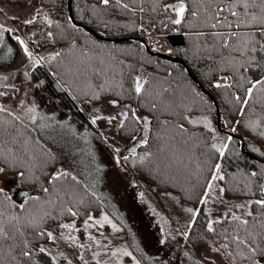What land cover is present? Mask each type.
Returning <instances> with one entry per match:
<instances>
[{
  "label": "trees",
  "instance_id": "16d2710c",
  "mask_svg": "<svg viewBox=\"0 0 264 264\" xmlns=\"http://www.w3.org/2000/svg\"><path fill=\"white\" fill-rule=\"evenodd\" d=\"M6 2L19 5L30 3L26 0H0V5ZM174 2L175 0H141L145 11L137 10L133 14L114 6L105 9L98 0H72L74 20L70 22L69 0H39L40 8L52 21L51 24L46 22L53 34L49 44L61 55L55 60L48 59L55 52L45 56L39 65L31 69V76L37 82L43 81L42 89L53 96L61 108L89 123L93 115H116L123 110L124 105L135 107L150 119L158 117L160 120L172 121L166 129L153 123L150 126L152 131L149 132V145L138 147L134 157L129 154V160L124 161L125 164L140 180L151 183L156 196L158 193L177 196L174 203L190 205L194 210H199L194 223L191 213L192 219L184 225L182 232L177 231L172 236L174 242L185 245L190 256L208 257L213 264H251L237 254L244 251L247 255L246 247H237L231 239L234 230H238L241 237L246 233L238 228L237 222L224 214L231 209L253 221L257 217L249 218L244 215L247 208L237 209L235 205L245 204L250 199L264 198L259 195V186L264 185V136L260 135L264 132V91H256L248 105H242L235 99L237 95L245 96V89L250 86L249 80L264 78V54L253 53L255 59L249 63L248 56L239 52L224 49L218 54L214 50L210 51L213 38L195 37L193 33L207 29L193 27L195 22L191 21V17H187V21L181 25L170 22L175 14L165 11L163 6ZM73 24L76 25L75 28ZM84 26L104 38L126 39L107 41ZM140 27L146 31V36L140 35ZM14 37L15 34L4 33L3 42L0 43V68L16 67L25 61L26 56ZM139 37L144 41L139 40ZM152 52L166 54L175 60L159 57ZM101 60L104 61L103 64L100 63ZM237 63L242 66L230 67V64ZM91 68L107 70L103 75L97 76ZM189 70L198 82L194 81ZM136 75L147 81L146 93L142 97H136L132 90ZM225 76L229 78L227 81L223 79ZM226 82L233 86H214L216 83ZM101 84L104 85V90L99 88ZM0 92L5 93L0 96L2 106L1 99L13 97L17 88L2 87ZM94 92L100 93L98 100L94 98ZM209 93L215 97L217 105ZM113 99L119 100L120 104L112 106L108 103ZM153 103L157 105L155 112L151 111ZM105 105L110 106V113L100 111ZM242 107L243 115L240 112ZM96 110L99 111L95 112ZM218 114L221 128L218 127ZM184 116L196 119L207 116L215 131H210L203 125L192 126L183 120ZM257 120L260 121L259 125L255 129L250 127V123ZM177 123H184L189 132L197 133L188 144L181 143V137L188 139V136L178 134L175 128ZM95 125L108 138L113 136L112 142L117 146L130 142L129 136L136 135L141 126L126 121L125 127L120 129L118 121L109 123L107 120H98ZM107 126H110V133ZM232 128L236 131H231ZM157 132L162 137L159 140L154 139ZM213 136L216 139H212ZM228 136L232 140H227ZM222 142L227 143L228 148L225 155L220 157L211 148V144ZM0 148L3 149L0 167H5L9 173L23 171L25 176L19 180V188L31 189V196L39 197L38 201H28L26 208L21 209L19 205L28 200V197L16 203L7 193V200L0 195V211L5 213L4 218L18 215L21 217V224H25L28 219L44 218L39 227H22V236L3 242L0 255L5 256L4 264H68V261L73 264L76 259L81 260L80 255L87 257L89 264H109L110 258L93 256L98 253L102 242L97 244L88 237L98 225L85 230L84 227H78L75 220L84 222V218L89 215L90 208H86L89 204L90 214L94 219L99 218L94 215L98 207L106 206L110 211V206L88 179L77 171L80 168L73 165L72 152L66 148H57L58 151L51 148L36 127L9 109L0 112ZM148 151L154 155L141 163L140 156ZM215 163L221 164L225 179L214 182L216 187L210 193L208 202L201 204L199 200L206 190L207 181L214 170L212 165ZM59 166L68 175L49 183ZM253 171L257 172L256 177L250 175ZM220 187L225 188L223 194L219 192ZM44 188L49 191L44 192ZM158 198L163 202H172L161 196ZM81 200L83 203H80ZM68 207L78 214L80 209V215L72 217L66 211ZM253 208L258 214V206L253 205ZM39 210H43V214L40 215ZM45 213L48 215L45 216ZM66 219H70V223L74 222L80 229L72 235L78 238L77 243L84 242L85 248L81 253H77L74 245L61 238V234H67V230L59 225L65 223ZM216 219H220L221 223L214 225L215 232H208V221ZM190 223L191 228L188 227ZM40 230H55L51 232L56 240L47 241L40 237L37 235ZM249 230L256 236L255 244L264 246V240L258 235L264 230L259 224H250ZM185 231L189 233L187 239L182 235ZM24 240L28 241V246L32 249L31 258L20 255L24 250ZM225 243L229 245L227 249H221L219 253L212 251ZM40 246L48 249L51 256L57 257L56 261H52L47 253L41 254L38 251ZM9 256H15V260L8 259ZM140 264L148 263L140 261Z\"/></svg>",
  "mask_w": 264,
  "mask_h": 264
},
{
  "label": "rangeland",
  "instance_id": "374dc122",
  "mask_svg": "<svg viewBox=\"0 0 264 264\" xmlns=\"http://www.w3.org/2000/svg\"><path fill=\"white\" fill-rule=\"evenodd\" d=\"M0 8L3 9L0 23H3L6 28L14 29L15 31L11 34L19 35L24 39L29 50L37 58L55 52V49L49 44L50 37L47 34L50 32V28L43 19L45 13L40 8L39 0H31L26 5L6 2L0 5ZM36 10L41 12V17L32 25L23 24L22 22L25 19H30ZM13 16L18 19L14 21ZM33 67L26 57L19 66L0 68V77H8L7 80L0 79V88H17L13 97L1 99V105L36 127L42 139L48 142L51 148L56 151H58L57 148L70 150L74 159L73 165L80 168L77 171L88 179L94 189L109 204L110 211L106 206H100L94 215L99 217L98 219L107 215L119 231H114L110 224L107 226L105 224L103 227L97 226L95 230H91V236L102 242L98 247L101 258H110L109 264L134 262L131 257H125L119 253L116 256L111 255L117 248H126L137 260L148 264H196L201 260L202 258L190 256L191 254L186 251L182 242L176 243L172 239L175 232H182L184 225L192 219L191 213L186 209H194V207L174 203L173 201L178 199L177 196L167 193H158L156 196L151 188V183L140 180L123 161L122 157L130 154L127 149L133 147L137 141L131 140L121 146L120 144L114 145L113 136H110L109 140L105 133L101 130L98 131L96 125L91 121L89 123L79 119L71 112L61 108L57 100L42 89L41 83L33 80L31 76ZM22 101L23 103H21ZM33 105L36 112L29 113L27 109ZM100 111L110 113V106L105 105ZM137 113L146 115L139 111ZM33 115L36 117L35 122L31 119ZM106 129L110 133V126H107ZM143 132L144 129L141 125L136 134L137 140ZM115 147L121 149L120 164H117L114 159L117 155L114 152ZM20 179L17 173L6 172L0 175V188H5V193L16 203H20L16 197V191L21 186ZM158 196L172 202H163ZM86 208H90L91 211V204ZM38 213L43 214V210H39ZM78 215H80V209ZM70 221V219H66L65 223H70ZM75 222H78V227H84V222L82 223L81 220L78 219ZM83 233H85L84 230ZM161 240L164 243H161ZM80 243L84 244V242ZM74 249L77 253H81L84 248L74 246ZM91 249L95 250V247ZM86 259L87 257H84V260L76 259L73 264H84ZM99 260L101 261L100 258Z\"/></svg>",
  "mask_w": 264,
  "mask_h": 264
},
{
  "label": "snow or ice",
  "instance_id": "6c2138e0",
  "mask_svg": "<svg viewBox=\"0 0 264 264\" xmlns=\"http://www.w3.org/2000/svg\"><path fill=\"white\" fill-rule=\"evenodd\" d=\"M26 2H30V0H26ZM100 5H103L105 9L109 6H114L118 9H124L127 11L132 12L135 14L137 10L139 12H144L145 9L142 7L141 0H129V2H125V0H98ZM165 11H171L175 14V18H170V22L173 25H181L187 21V17H191V21L195 22L192 26L198 27L201 29H207V31L201 30L198 32L193 33V35L197 38H204V37H211L213 38L214 43L212 44L211 48L209 49L216 51L218 54L222 53V50L228 49L233 52H239L241 55L248 56V62L251 63L254 61L255 57L252 56L253 53L264 54V0H175L174 3L165 4L164 6ZM155 11V8L152 9ZM3 14V9L0 8V15ZM41 17V12L36 10L30 19H25L22 23L25 25H32L34 24L38 18ZM12 19L15 21L18 17L13 16ZM43 19L48 23L51 24L52 21L48 19L47 15H43ZM69 21H72V17H69ZM75 28L76 25L73 24ZM15 30L11 27H5L3 23H0V43L3 42L4 33L7 32L9 34L13 33ZM49 37H52V33L49 32L47 34ZM14 39L18 42L19 46L21 47L24 55L29 59V61L35 65H39L43 60L44 57L37 58L34 53L29 50L28 44L24 39H22L19 35L15 36ZM75 46V45H73ZM11 51V49H9ZM171 52V49H169ZM61 55L60 52H55L54 54L48 57L49 60H55L57 57ZM91 59V58H90ZM228 59V58H225ZM101 64L104 63L103 60L100 61ZM240 67L238 63L236 65L230 64V67ZM95 75L100 76L106 72V68H91L90 69ZM27 75V73H25ZM0 79L7 80V76L0 77ZM227 81L229 78L225 76L223 78ZM43 83V81H41ZM147 81L140 75H136L133 78V85L132 90L135 93L136 97H142L146 93V85ZM248 83L250 84L249 87L245 89V96L241 97L239 95L235 96V99L238 103L242 105H248L249 101L253 98L256 91H264V78H258L255 80H249ZM216 88H231L233 85L230 83H216L214 85ZM101 90H104V85H99ZM5 95V93L0 92V96ZM93 96L95 99L100 98L99 92H94ZM23 103V101L21 102ZM112 106H117L120 104V101L117 99H113L108 101ZM157 110V105L153 103L151 105V111L155 112ZM6 109L3 106H0V112H4ZM29 113H35L36 108L35 106H31L27 109ZM98 111V110H97ZM241 115L244 114V108L240 109ZM33 122H35V115L31 117ZM98 120H107L109 123L112 121H118V127L123 129L125 127V122H132L136 125H142L144 132L137 140V136L135 134H131L129 136L130 140L137 141V143L127 149L131 156L137 155V147H141L143 145H149V132L152 131L151 125L155 123L157 127L164 126L165 129L169 126L172 121L165 119L160 120L158 117L154 119H150L147 115H140L137 113V109L132 107L131 105H124L123 110L119 111L116 115L111 116H102V115H93L91 118V123L96 124ZM184 121H187L188 124L192 126L203 125L205 128L209 129L210 131H215L212 128L211 121L207 118V116L201 117L199 119L192 118L189 116L183 117ZM240 123V121H237ZM260 121H254L250 123V127L255 129L259 125ZM175 128L178 130V134H187L188 139H183L181 137V143L188 144L193 138L196 137L197 133L189 132V129L185 127L184 123H177ZM231 131L235 132L236 129L232 128ZM260 135L264 136V132H261ZM162 137L159 133L154 134V139L159 140ZM175 139V137H173ZM212 139H216L215 136ZM227 140H232L231 136L227 137ZM211 148L215 149L217 153H219L220 157L225 155V150L228 148L227 143H213L211 144ZM159 150V149H158ZM114 152L117 154L114 159L117 164L121 162V149L119 147L114 148ZM3 155V149L0 148V156ZM154 154L151 151L146 152L143 156H140V162L143 163L146 160H149ZM123 161L127 162L129 160V156L125 155L122 157ZM99 167V166H98ZM199 167V165H198ZM221 164L215 163L212 165L214 169L211 172V178L207 181L206 190L203 193L202 198L199 200V203L206 204L209 199L210 193L215 190V181H223L225 176L222 174L221 171ZM7 169L5 167H0V175L5 174ZM18 177L23 178L25 173L23 171H19L17 173ZM68 173L66 172H56L52 175L51 180L49 183H53L56 180H59L61 176H67ZM252 177L257 176V172L253 171L250 174ZM75 180V177H72ZM44 192H48V188L43 189ZM250 191V189H249ZM219 192L223 194L225 192L224 187L219 188ZM0 195H3L5 200L9 199L5 195V188H0ZM25 196L28 197V200L21 203L19 207L21 209L26 208V204L28 201L32 200H39V197H32L29 196L28 193H24ZM143 194L141 193V196ZM259 195L264 197V185L259 186ZM80 203H83L81 200ZM253 205L258 206L259 213L257 214ZM235 208L237 209H245L248 210L244 213L245 216L249 218L257 217V219L250 221V219L243 218L242 215H238L236 212L232 211L231 209L228 210L224 215L226 217H230L232 221L237 222L238 228L243 229L246 235L241 237L238 230H234V235H232L231 239L234 244L239 247L240 245H244L247 249V255L244 251H240L237 254L242 259H247L251 262V264H264V246L260 244H255L256 236L253 234V231L249 230L250 224H259L260 228L264 230V198L248 200L245 204H236ZM68 214L72 217L78 215V212L73 211L71 207L66 208ZM187 212L192 213L193 216V223L195 222L196 216L199 214V210H194L192 208L186 209ZM45 216L48 215L47 213L44 214ZM5 213L0 211V251L3 250V242L6 240H13L17 238V236H22L23 232L21 231L22 227H39L40 224L43 223V216L40 217L38 220L35 218L28 219L25 224H21V217L20 216H10L7 219L4 218ZM92 221V223H90ZM221 223L220 219L216 220H209L207 224V231L208 232H215L214 225ZM105 224H110L114 231H119L117 226L112 223L107 215H103L100 219H94L91 214L88 215L87 219L84 220V229L87 230L90 227L100 226L103 227ZM60 228L67 230V234H61V238L81 249L85 248V245L82 243H77V237L72 235L73 232L80 231L77 228L76 224L73 223H63L59 225ZM189 228L192 227L190 223ZM227 232V230H225ZM37 235L40 237L46 238L47 241H55L56 236H54L53 232L40 230L38 231ZM182 235L185 239L188 238L189 233L187 231L183 232ZM262 240H264V231L258 233ZM90 240H94L97 244L100 242L96 240L94 236L89 235L88 237ZM225 239H228L225 236ZM24 250L20 252V255L23 257H32V249L28 246V241L24 240ZM161 243H164L161 240ZM14 247V246H10ZM90 247V246H89ZM229 245L227 243L221 245L220 248H214L212 251L219 253L221 249H227ZM38 251L41 254L47 253L52 261H56L57 257L51 256V253L48 249L44 246H40ZM119 253L125 257H131L135 264H140V261L133 256L132 252L128 251L126 248H117L114 250L111 255L116 256ZM59 255L63 256V253ZM99 253H94L93 256H97ZM187 255V253H185ZM81 260H84L83 255L79 257ZM8 259L15 260V256H9ZM5 256L0 255V264H4ZM213 264L212 260L208 257H204L201 260L197 261L196 264ZM68 264H72L71 261H68ZM84 264H88L85 260Z\"/></svg>",
  "mask_w": 264,
  "mask_h": 264
},
{
  "label": "water",
  "instance_id": "95a60500",
  "mask_svg": "<svg viewBox=\"0 0 264 264\" xmlns=\"http://www.w3.org/2000/svg\"><path fill=\"white\" fill-rule=\"evenodd\" d=\"M68 8H69V14H70V17H72V20H74V14H73V7H72V0H69V4H68ZM79 25V24H78ZM87 30L91 31L93 34L97 35L94 31H92L91 29L87 28L86 26H84ZM98 36V35H97ZM99 38L101 39H104V40H107V41H120V40H125L126 38H121V39H109V38H104V37H101V36H98ZM139 40H142L144 41L143 39H141L140 37L138 38ZM153 53V52H152ZM153 54H156L157 56L159 57H162V58H169V59H172V60H175L174 58L166 55V54H163V53H153ZM189 73L191 75V77L194 79L195 82H198V79L192 74V72L189 70ZM205 92L206 90L204 88H202ZM209 96L213 99V101L215 102V104L217 105V101L215 99V97L209 93ZM218 108V107H217ZM218 127L221 128V122H220V114H218ZM242 149L244 150V144H242ZM62 172L64 171V169L59 166L58 170L56 172ZM55 172V173H56ZM24 193H28L29 196H31L32 194V190L29 189V190H26V189H22V188H19L17 191H16V197H17V200L18 202H22L27 196L24 195Z\"/></svg>",
  "mask_w": 264,
  "mask_h": 264
},
{
  "label": "built area",
  "instance_id": "2783aa9c",
  "mask_svg": "<svg viewBox=\"0 0 264 264\" xmlns=\"http://www.w3.org/2000/svg\"><path fill=\"white\" fill-rule=\"evenodd\" d=\"M139 33H140V35H146V32H145V30L143 29V28H141L140 27V29H139Z\"/></svg>",
  "mask_w": 264,
  "mask_h": 264
},
{
  "label": "bare ground",
  "instance_id": "6f19581e",
  "mask_svg": "<svg viewBox=\"0 0 264 264\" xmlns=\"http://www.w3.org/2000/svg\"><path fill=\"white\" fill-rule=\"evenodd\" d=\"M62 167V166H61ZM63 168V167H62ZM64 169V168H63ZM33 193V192H32Z\"/></svg>",
  "mask_w": 264,
  "mask_h": 264
}]
</instances>
